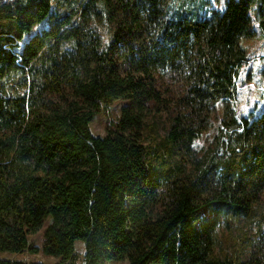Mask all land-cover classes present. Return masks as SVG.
I'll use <instances>...</instances> for the list:
<instances>
[{"label": "trees", "instance_id": "16d2710c", "mask_svg": "<svg viewBox=\"0 0 264 264\" xmlns=\"http://www.w3.org/2000/svg\"><path fill=\"white\" fill-rule=\"evenodd\" d=\"M169 1L0 0V264H264V109L227 116L264 0L171 18ZM116 100L120 118L94 136ZM49 218L38 248L28 236Z\"/></svg>", "mask_w": 264, "mask_h": 264}, {"label": "rangeland", "instance_id": "374dc122", "mask_svg": "<svg viewBox=\"0 0 264 264\" xmlns=\"http://www.w3.org/2000/svg\"><path fill=\"white\" fill-rule=\"evenodd\" d=\"M203 1L207 4L205 8L200 9V12L202 14L201 16L205 17H210L213 11H223L226 5V0H170L167 9L168 17H174L179 12V9L188 11L196 7H201ZM253 12L254 9L251 10V14ZM249 30L251 33L250 36L241 37L237 45L240 51L243 52L246 60L239 69L236 79L237 97L236 101L231 103L234 114H228V117L235 115L236 117L249 116L256 118L264 109V36L255 18H252ZM168 85L170 92L166 91L164 95L167 100L172 101L173 97L182 95L186 83L182 81L172 84L168 83ZM127 103V100H116L107 106H103L90 123L92 134L97 137H104L111 126L118 121L121 116V109ZM227 111L226 103L223 101H219L211 107L210 126L196 142V147H198L199 151H204L212 145L215 136L219 134V128ZM168 118L169 111L165 109L163 111V121H166ZM50 223L51 218L45 221L44 226L37 234L29 235V242L41 248L44 243L46 229ZM75 247L81 258L85 251L84 243L77 241ZM26 260L30 264H59L61 262L60 258L47 257L42 252L32 255L28 254ZM77 264H83L82 260H79ZM107 264H128V261H110Z\"/></svg>", "mask_w": 264, "mask_h": 264}]
</instances>
